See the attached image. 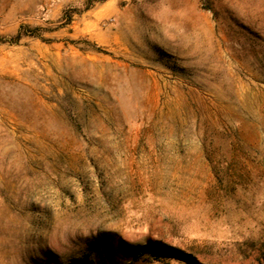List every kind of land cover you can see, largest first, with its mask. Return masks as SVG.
<instances>
[{
  "label": "rangeland",
  "instance_id": "374dc122",
  "mask_svg": "<svg viewBox=\"0 0 264 264\" xmlns=\"http://www.w3.org/2000/svg\"><path fill=\"white\" fill-rule=\"evenodd\" d=\"M84 1L0 0V264H264V0Z\"/></svg>",
  "mask_w": 264,
  "mask_h": 264
},
{
  "label": "trees",
  "instance_id": "16d2710c",
  "mask_svg": "<svg viewBox=\"0 0 264 264\" xmlns=\"http://www.w3.org/2000/svg\"><path fill=\"white\" fill-rule=\"evenodd\" d=\"M99 1L101 0H85L82 4V10H89ZM70 17L71 15L68 17V21L70 20ZM41 31L42 30L39 27L21 25L17 32L8 37V40L6 41L11 44H17L25 36L38 38L41 37ZM101 241H103V239H94L91 241L86 250H84L80 256L72 258L69 264H90V258L94 253L104 252L103 249L99 247ZM124 250L127 257L132 261L142 259L148 263L156 264H162L166 261H173L178 264H196L195 259L190 254L166 244L148 243L147 245H127Z\"/></svg>",
  "mask_w": 264,
  "mask_h": 264
}]
</instances>
